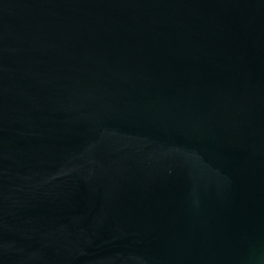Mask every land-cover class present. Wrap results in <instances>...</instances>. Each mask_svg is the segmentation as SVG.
I'll return each mask as SVG.
<instances>
[{"label":"water","instance_id":"obj_1","mask_svg":"<svg viewBox=\"0 0 264 264\" xmlns=\"http://www.w3.org/2000/svg\"><path fill=\"white\" fill-rule=\"evenodd\" d=\"M0 264H264V0H0Z\"/></svg>","mask_w":264,"mask_h":264}]
</instances>
